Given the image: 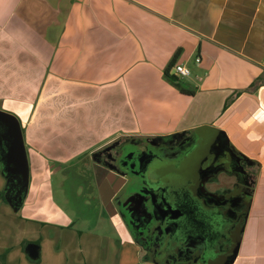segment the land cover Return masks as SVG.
I'll use <instances>...</instances> for the list:
<instances>
[{"label": "crops", "instance_id": "0c3cea01", "mask_svg": "<svg viewBox=\"0 0 264 264\" xmlns=\"http://www.w3.org/2000/svg\"><path fill=\"white\" fill-rule=\"evenodd\" d=\"M175 57L194 96L165 77ZM0 112L18 120L29 170L19 204L20 180L0 163L6 264H32L33 239L41 264H169L116 204L126 176L96 158L115 140L188 142L206 127L252 167L232 264H264V0H0ZM102 223L114 234L96 233Z\"/></svg>", "mask_w": 264, "mask_h": 264}, {"label": "flooded vegetation", "instance_id": "af4514ba", "mask_svg": "<svg viewBox=\"0 0 264 264\" xmlns=\"http://www.w3.org/2000/svg\"><path fill=\"white\" fill-rule=\"evenodd\" d=\"M198 136L188 142L178 141L169 144L164 141L148 143L142 140L132 147L127 144L130 149L117 160L119 167L107 163L115 171L126 176L127 180L125 194L129 195L125 197L121 194L116 204L121 206L132 233L139 235L136 238L157 261L169 264H229L239 238L245 208L251 201L253 183L248 175L243 178L248 188L243 185L235 186L236 189L224 199L207 196L205 183L208 178L221 171L224 173L228 167L233 171L241 172L240 168L243 166H239L240 159L245 161L230 147L226 138L218 158L202 172L197 185L199 195L204 197L208 204L220 207V212L227 217L223 235L213 245L196 240L183 244L172 243L170 237L174 227L165 225L170 213L163 201L162 182L174 174L176 163L191 150ZM160 211L165 214L161 223L166 232L162 231L156 235L155 232L159 229L157 215ZM138 212L142 214L134 219V215Z\"/></svg>", "mask_w": 264, "mask_h": 264}, {"label": "water", "instance_id": "95a60500", "mask_svg": "<svg viewBox=\"0 0 264 264\" xmlns=\"http://www.w3.org/2000/svg\"><path fill=\"white\" fill-rule=\"evenodd\" d=\"M224 138L217 128H204L195 145L176 163L174 174L162 182L163 201L170 213L165 225L174 227L170 237L172 243L183 244L196 240L213 245L223 235L227 217L220 212V207L208 204L206 199L199 195L197 185L202 172L218 158ZM0 148L2 161L10 166V173L20 180V204L28 183L27 154L18 120L4 112H0ZM249 205L245 208L239 238L229 264H232L237 256ZM25 252L32 261L40 259V246L37 244H27Z\"/></svg>", "mask_w": 264, "mask_h": 264}, {"label": "rangeland", "instance_id": "374dc122", "mask_svg": "<svg viewBox=\"0 0 264 264\" xmlns=\"http://www.w3.org/2000/svg\"><path fill=\"white\" fill-rule=\"evenodd\" d=\"M142 140L143 139H132V140H128L129 142H126V141L123 142V141H120V140H115V141H113L111 143H108L106 146H104L101 149V153H99L100 156L97 157L96 160H99V161L101 160L102 162H106V163H109V164H112V165H116L117 167H119L117 165V160L122 155L125 154L124 152H126V151H128L130 149L129 148L130 146L128 147V145H131V147H132V145H135L137 143H141ZM145 141L148 142V143L152 142V141H149V140H145ZM127 143H128V145H127ZM141 147H143V146H141ZM236 158L238 159V156ZM240 160L241 161H240L239 166H241V165L243 166L242 168H240L242 173L241 172H237V171H233L230 167H228L226 169V171H224V173H223V171H221L222 173L219 172L215 176L210 177V178L207 179V181L205 183V192H206L207 196H209V198L210 197H216V198H219V199H224L225 196L231 194L232 193L231 191H234L236 189V188H234L235 186L243 185L246 188H248L245 185L243 180L245 179L244 178L245 176H248V173L246 172V170H249L252 167L246 161H243L242 159H240ZM243 171H245V172H243ZM251 180H252V183H253V179H251ZM57 183H58L57 180H55V179L52 180V184H53V186L55 188L57 187ZM72 183H73V180H70V181H68L66 183V185H64L63 189L60 192L57 190V194H56L57 197L62 196L63 195V194H61L62 192L66 191L68 193V191L70 189V185ZM70 195H66V196L71 198ZM145 203H146V201H145ZM147 207H148V204H147ZM148 208L150 209V207H148ZM74 213L76 214L75 216H77V219H79L80 217H83V216H88V215H86L87 212H85V211H79L78 210V211H76ZM141 214L142 213H140V212L136 213L134 215V219L137 218V217L139 218V216ZM164 215L165 214H164L163 211H160L159 214L157 215V219H159V220H157V224H158L159 229L156 230V232H155L156 235H158L159 233H162V231H163V233L166 232L162 228V223H161V220H163ZM136 222H138V221H136ZM104 225L105 224L102 223L98 227V229L95 230V232L103 234L105 231H107V232H112V234H114L112 228L110 229V228L106 227L105 230H104ZM87 228L88 227H85L84 225L81 226L80 224H77L75 226V229L77 231L79 230V231H82V232H86L89 229V228L88 229ZM50 230H52V229H50ZM45 233L50 234V231L44 230L43 234H45ZM53 233H54V230H52V234ZM104 234H108V233H104ZM134 236L135 237H139V235L137 233H134ZM40 238H42V237H40ZM26 241L28 242V240H25L23 243H25ZM32 241L34 242V244H37L39 246H40V244L42 245V242H43V240H40V239H38V240L37 239H33ZM33 242H29V243H33ZM23 243H22V250L24 249ZM10 251L11 250L7 249L4 253L2 251H1L2 253L0 252V263L1 264H6V259L4 257H7V254ZM32 264H41V259H40V261L33 262Z\"/></svg>", "mask_w": 264, "mask_h": 264}, {"label": "trees", "instance_id": "16d2710c", "mask_svg": "<svg viewBox=\"0 0 264 264\" xmlns=\"http://www.w3.org/2000/svg\"><path fill=\"white\" fill-rule=\"evenodd\" d=\"M176 57L171 60L170 64L166 68L165 73H164L165 77L169 82L174 84L180 90L181 93H183L187 96H194L195 90L190 88L186 84H184L183 81L178 76H176L174 73H172V69L176 65ZM2 159H3V156L0 153V163L2 162ZM27 244H29V242L23 243L24 250H25V247L27 246ZM4 258L6 259V257H4ZM37 261H40V259ZM37 261H34V262H37Z\"/></svg>", "mask_w": 264, "mask_h": 264}, {"label": "built area", "instance_id": "2783aa9c", "mask_svg": "<svg viewBox=\"0 0 264 264\" xmlns=\"http://www.w3.org/2000/svg\"><path fill=\"white\" fill-rule=\"evenodd\" d=\"M200 59L197 58L195 60L196 63H200ZM173 73L178 76L180 79L189 78L192 75V72L189 67L183 65V64H176L173 69Z\"/></svg>", "mask_w": 264, "mask_h": 264}]
</instances>
